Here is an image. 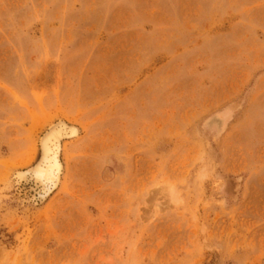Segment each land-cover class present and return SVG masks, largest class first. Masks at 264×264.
Segmentation results:
<instances>
[{"label":"rangeland","instance_id":"374dc122","mask_svg":"<svg viewBox=\"0 0 264 264\" xmlns=\"http://www.w3.org/2000/svg\"><path fill=\"white\" fill-rule=\"evenodd\" d=\"M0 264H264V0H0Z\"/></svg>","mask_w":264,"mask_h":264},{"label":"bare ground","instance_id":"6f19581e","mask_svg":"<svg viewBox=\"0 0 264 264\" xmlns=\"http://www.w3.org/2000/svg\"><path fill=\"white\" fill-rule=\"evenodd\" d=\"M78 134L79 131L75 126L59 121L48 126L39 136L37 147L40 154L36 164L27 173L18 176L22 182H26L28 174L30 179L37 185L39 191L34 194V196L37 195V198L33 200L38 204L49 197L60 185L63 172L61 162L62 140L66 138L75 139Z\"/></svg>","mask_w":264,"mask_h":264}]
</instances>
